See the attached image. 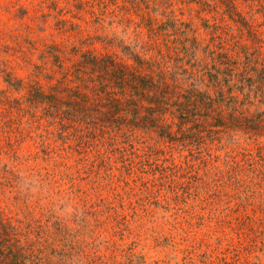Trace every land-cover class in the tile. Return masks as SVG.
<instances>
[{
	"label": "rangeland",
	"instance_id": "1",
	"mask_svg": "<svg viewBox=\"0 0 264 264\" xmlns=\"http://www.w3.org/2000/svg\"><path fill=\"white\" fill-rule=\"evenodd\" d=\"M233 1L263 40L264 0ZM204 2L223 9L216 0H0V211L26 264H264L263 136L87 135L52 123L37 97L59 83L58 61L124 57L125 46L155 55L148 14L191 21L206 43Z\"/></svg>",
	"mask_w": 264,
	"mask_h": 264
},
{
	"label": "trees",
	"instance_id": "2",
	"mask_svg": "<svg viewBox=\"0 0 264 264\" xmlns=\"http://www.w3.org/2000/svg\"><path fill=\"white\" fill-rule=\"evenodd\" d=\"M216 2L222 11L204 2L211 13L201 17L210 34L204 44L191 21L159 22L148 14L143 20L155 55L125 46L129 55L124 57L81 55L71 68L58 61L59 83L49 91L37 90L52 123L87 135L141 128L193 144L205 135L225 133L264 137V39L257 36L251 13L248 17L233 0ZM242 39L259 48L250 50ZM255 173L264 178L263 168ZM10 227L0 211V264H26L25 248L14 243Z\"/></svg>",
	"mask_w": 264,
	"mask_h": 264
}]
</instances>
